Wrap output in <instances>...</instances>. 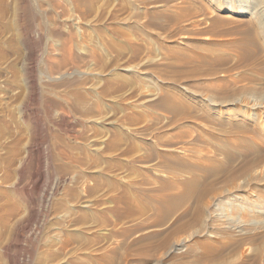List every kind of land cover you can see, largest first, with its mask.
I'll list each match as a JSON object with an SVG mask.
<instances>
[{"label": "rangeland", "instance_id": "1", "mask_svg": "<svg viewBox=\"0 0 264 264\" xmlns=\"http://www.w3.org/2000/svg\"><path fill=\"white\" fill-rule=\"evenodd\" d=\"M255 2L0 0V264H264Z\"/></svg>", "mask_w": 264, "mask_h": 264}, {"label": "bare ground", "instance_id": "2", "mask_svg": "<svg viewBox=\"0 0 264 264\" xmlns=\"http://www.w3.org/2000/svg\"><path fill=\"white\" fill-rule=\"evenodd\" d=\"M247 4L246 5H253L251 3H256L255 0H246ZM244 2V1H243ZM246 3V2H245ZM264 4V3H262ZM231 5V4H230ZM256 6H260V4H257ZM263 6V5H262ZM262 6H260L257 10H256V14L258 16V19L260 20V23L263 25L264 27V21H263V15H264V7L262 8ZM256 16V17H257ZM259 22V21H258ZM192 190V184L189 185V187L187 188V190L181 194L180 196H174V198H170L167 200V204H168V209H173L174 207H177V205H180L181 202L188 196L191 194ZM166 200V199H165ZM164 200V201H165ZM166 203V202H165ZM181 243H176V246L180 245Z\"/></svg>", "mask_w": 264, "mask_h": 264}]
</instances>
